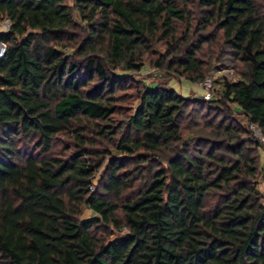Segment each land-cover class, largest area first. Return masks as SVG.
<instances>
[{"label":"trees","instance_id":"trees-1","mask_svg":"<svg viewBox=\"0 0 264 264\" xmlns=\"http://www.w3.org/2000/svg\"><path fill=\"white\" fill-rule=\"evenodd\" d=\"M0 19V264H264V143L234 117L264 139V0H0ZM159 43L161 71L203 80L206 45L240 80L121 105Z\"/></svg>","mask_w":264,"mask_h":264},{"label":"rangeland","instance_id":"rangeland-1","mask_svg":"<svg viewBox=\"0 0 264 264\" xmlns=\"http://www.w3.org/2000/svg\"><path fill=\"white\" fill-rule=\"evenodd\" d=\"M68 3L71 4V0H68ZM181 30L183 26H180ZM180 30V32H181ZM206 47V48H205ZM212 49H209L206 45L203 46V49L197 54L196 57H199L201 63H203V67H207L205 63L210 66L208 73H206L207 77L211 79V99L216 98L217 94L221 91L223 83H235L240 80V74L242 71V66L239 63L229 60L228 58H223L220 55H217L216 49L211 46ZM151 51L146 53L144 59L145 63L142 65L141 70L139 72L133 73L129 75V77L133 80L132 83L128 82L127 84L121 86L120 88L117 87L114 95L119 98L120 95L124 99L119 98L121 101V105L129 106L132 105L133 107H137L138 100L136 101V94L135 91L145 87V88H153L156 86H162L166 88H170L174 90L176 93L180 94L182 97L189 98V99H202L203 93L205 91L202 89L199 81L190 82L183 76L176 75L172 70L168 71H161L153 66L154 60L158 57L160 53H163V49L161 44H156L151 46ZM69 51V50H68ZM71 51V50H70ZM217 55V56H216ZM223 58V59H222ZM153 61V62H152ZM150 62V64H149ZM118 75H124L123 72H114ZM129 74V73H128ZM117 99V100H119ZM232 110L235 112L234 105L229 104ZM214 112L212 111L209 113V116L213 115ZM124 114H119L113 116V119L116 121L122 119ZM215 117V115H213ZM213 116L208 118H213ZM236 120L241 122V124H246L248 129L252 132V134L258 139L259 142L264 143V140L261 136H259L258 130L256 128L251 127L247 124L245 119L240 114H234ZM202 119V118H201ZM222 121L221 118L218 116L215 121ZM123 125V124H122ZM119 133L116 136H120ZM110 144V142H108ZM107 142H102L103 147H107ZM109 148V147H108ZM252 154L256 155L259 158V161L262 162L264 159V152L261 149H257L252 152ZM96 184V180L93 182ZM255 189L262 195V203L264 204V181L259 177L256 182H254ZM93 215V214H92ZM88 209L84 210L81 215V219H86L89 216H92ZM116 235H114L115 237Z\"/></svg>","mask_w":264,"mask_h":264},{"label":"built area","instance_id":"built-area-1","mask_svg":"<svg viewBox=\"0 0 264 264\" xmlns=\"http://www.w3.org/2000/svg\"><path fill=\"white\" fill-rule=\"evenodd\" d=\"M10 28H11V24H10V21L8 19H0V35L8 33L10 31ZM4 52H5V45L3 43H0V58L3 56ZM199 84L201 85L202 89L205 91V93H203V95H202V100H206V101L210 100L212 97L211 96V91H212L211 79L210 78H204L203 80H201L199 82ZM251 127L256 128L255 126L250 124V128ZM258 133H259V131H258ZM259 136H261L260 133H259ZM262 139H263V137H262Z\"/></svg>","mask_w":264,"mask_h":264}]
</instances>
